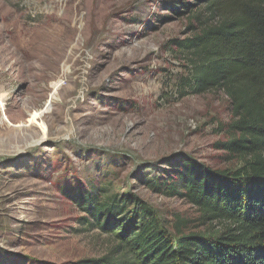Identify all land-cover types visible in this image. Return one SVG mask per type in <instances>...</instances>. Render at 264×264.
Here are the masks:
<instances>
[{
	"label": "rangeland",
	"instance_id": "374dc122",
	"mask_svg": "<svg viewBox=\"0 0 264 264\" xmlns=\"http://www.w3.org/2000/svg\"><path fill=\"white\" fill-rule=\"evenodd\" d=\"M179 1L0 0V264L108 255L116 239L89 199L144 205L171 235L219 231L171 191L186 165H240L219 147L233 121L223 92L180 97L174 42L193 31L168 9Z\"/></svg>",
	"mask_w": 264,
	"mask_h": 264
},
{
	"label": "trees",
	"instance_id": "16d2710c",
	"mask_svg": "<svg viewBox=\"0 0 264 264\" xmlns=\"http://www.w3.org/2000/svg\"><path fill=\"white\" fill-rule=\"evenodd\" d=\"M168 9L188 12L192 22L193 34L174 42L189 74L180 97L219 90L231 105L233 121L219 147L240 165H186L181 191L171 189L219 231L185 234L176 226L171 235L144 205L126 212L123 199H89L83 211L116 245L77 264H264V0H181Z\"/></svg>",
	"mask_w": 264,
	"mask_h": 264
},
{
	"label": "bare ground",
	"instance_id": "6f19581e",
	"mask_svg": "<svg viewBox=\"0 0 264 264\" xmlns=\"http://www.w3.org/2000/svg\"><path fill=\"white\" fill-rule=\"evenodd\" d=\"M38 115H39V114H36V113H35L34 115H32V116H31V120L34 121Z\"/></svg>",
	"mask_w": 264,
	"mask_h": 264
}]
</instances>
